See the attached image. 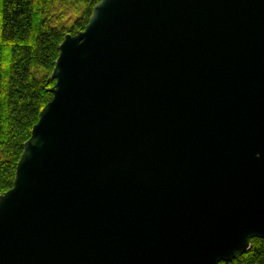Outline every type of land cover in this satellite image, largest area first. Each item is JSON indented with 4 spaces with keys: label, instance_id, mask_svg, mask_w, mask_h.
I'll return each instance as SVG.
<instances>
[{
    "label": "water",
    "instance_id": "water-1",
    "mask_svg": "<svg viewBox=\"0 0 264 264\" xmlns=\"http://www.w3.org/2000/svg\"><path fill=\"white\" fill-rule=\"evenodd\" d=\"M50 80L0 264H221L264 239V0H101Z\"/></svg>",
    "mask_w": 264,
    "mask_h": 264
},
{
    "label": "trees",
    "instance_id": "trees-1",
    "mask_svg": "<svg viewBox=\"0 0 264 264\" xmlns=\"http://www.w3.org/2000/svg\"><path fill=\"white\" fill-rule=\"evenodd\" d=\"M100 1L0 0V195L14 187L24 145L53 99L50 78L61 44L85 29ZM71 14L77 18L63 26ZM221 264H264V239Z\"/></svg>",
    "mask_w": 264,
    "mask_h": 264
},
{
    "label": "rangeland",
    "instance_id": "rangeland-1",
    "mask_svg": "<svg viewBox=\"0 0 264 264\" xmlns=\"http://www.w3.org/2000/svg\"><path fill=\"white\" fill-rule=\"evenodd\" d=\"M67 8H70L67 6ZM77 18L76 14H71L70 17L65 18V23H63V26L69 27L70 24Z\"/></svg>",
    "mask_w": 264,
    "mask_h": 264
}]
</instances>
